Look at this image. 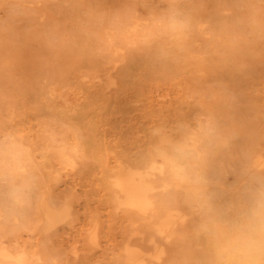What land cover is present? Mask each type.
<instances>
[{"label":"bare ground","instance_id":"obj_1","mask_svg":"<svg viewBox=\"0 0 264 264\" xmlns=\"http://www.w3.org/2000/svg\"><path fill=\"white\" fill-rule=\"evenodd\" d=\"M45 1L0 0L3 18H7L6 25L0 26V36L6 38L0 40V77L13 66L28 64L22 81L32 80L24 86L37 92L39 86L47 85L40 108L59 120L75 111L85 96L79 85L67 84L70 77L60 78L71 70L72 74L79 71V56L96 57L98 52L104 60L91 61L88 73L104 78L92 93V104L93 99L101 101L100 107L111 103L99 96L102 91L117 84L124 88L133 71L149 70L153 59L162 60L165 72L172 65L209 62L208 51H202L204 56L199 51L200 56L192 47L198 42L217 44L205 39L206 32L224 41L222 62L232 61L242 73L247 62L259 64L264 77V0H167L165 12L151 3L146 19L150 13V26L153 23L157 28L148 26L135 34L132 31L140 19L128 8L137 0L126 1L129 4L123 11H118L120 5L113 0H75L73 9L60 3L56 19L70 20L67 29L83 32L81 40L74 42L53 36L50 23L44 22L52 16ZM106 10L110 28L102 30L98 24ZM222 10H233L234 16L225 19ZM20 17L25 20L22 30L14 25ZM207 21L210 25L204 28ZM138 39L144 44L136 60L138 53L129 45ZM3 40L6 44L2 45ZM25 50L30 53L25 55ZM119 50L125 51L120 54ZM117 62L121 65L114 73ZM84 111L77 117L79 127L73 130L72 145L64 140L56 144L55 133L48 124L43 126L40 160L23 137L7 134L0 138V264H66L76 253L75 248L67 255L62 247L54 253L47 248L78 217L76 195L60 194L54 188L60 181L59 169L75 167L80 157L100 161L103 156L96 138L99 119L87 120ZM177 123L175 137L161 126L154 127L153 141L138 156L123 151L112 162L102 160L104 201L127 220L118 264H264V152L251 147L255 139L240 144L242 153L219 152L202 132L181 120ZM79 129H86V134ZM54 160L59 162L58 169ZM98 224L93 216L86 228L84 238L92 247L100 240ZM12 234L36 238L42 249L30 255L22 246L4 245L3 238Z\"/></svg>","mask_w":264,"mask_h":264},{"label":"rangeland","instance_id":"obj_2","mask_svg":"<svg viewBox=\"0 0 264 264\" xmlns=\"http://www.w3.org/2000/svg\"><path fill=\"white\" fill-rule=\"evenodd\" d=\"M74 1H45L50 5L49 12L52 16L50 15L44 22L50 23L55 38L64 37L71 42L81 40L82 31L67 29L72 21L59 22L56 19V5L62 3L69 9H73ZM126 1L130 2V0H113L114 4L120 5L118 11L127 8L129 2L126 3ZM151 3L160 11L167 10V0H145V2L137 0L133 7L128 8L136 12L133 14L140 19V25L136 31H132L133 34L142 33L150 26L151 14L149 13V19L146 17H148ZM262 12L264 13V5ZM221 15L229 20L234 13L233 10H222ZM20 18L21 20L14 24L18 30H22L25 26L21 25L25 20L23 17ZM6 23L7 18H3V8L0 7V26L4 27ZM98 25L102 30L110 28V14L107 10L102 22ZM209 25L210 22L207 21L204 28ZM150 27L157 28V25L154 26L152 23ZM38 29L42 31L43 27L40 26ZM6 31L4 29L3 33ZM28 31L31 33L32 28ZM42 33L48 34L46 29ZM206 33L205 39L217 44L206 46L208 42L204 44L198 42L192 47L197 49V54L200 56H204L203 52L208 51L209 62L198 65L189 63L180 67L172 65L169 71L165 72L162 69V60L153 59L149 70L140 72L134 70L131 81L124 88L117 84L99 94L100 97H108L107 99L111 102L108 105L109 109L100 107L101 101L95 102V99L92 104V93L100 88L104 78H93L88 71L91 69L89 68L91 61L102 57L99 56V52L96 57L90 56L91 60L89 55L79 56L82 66L79 71L72 74L74 70H71L60 80L70 77L71 79H66L67 84L79 85L85 92V96L82 97L75 111L69 112L60 120L48 109L47 111L44 107L40 108L43 96L47 95V85L39 86L37 92L30 86H24L32 80L30 78L26 82L22 81L26 76L25 67L28 64L23 63L20 65L22 68L13 66L11 70L9 69L10 71L2 73L0 77V138L7 134L23 137L34 149L38 160L41 159L42 154L41 148L44 142L42 129L45 124H48L55 133L56 144L64 140L72 145L75 143L73 130L79 127L77 117L81 111L85 110L84 112L88 115L87 120L99 119L96 138L104 149L102 159L98 161L80 157L75 167L59 169L60 181L54 188L60 194L76 195L78 217L64 229L65 233L57 241L49 244L47 248L49 253L61 250L62 247L63 253L67 255V252L75 248L76 253H72L73 255L67 258L66 264H118L119 243L127 220L122 212L118 211L116 214L112 212L104 201L105 196L101 185L104 172L102 160L112 162L113 157L123 151H129L134 156L140 155L153 141L152 131L156 126H161L168 135L175 137L177 121L181 120L190 129L202 132L209 141V145L218 149L219 152L237 150L238 153H242L240 144L246 139H255V146L251 147L255 151L262 149L264 152V77L260 74L261 65L247 62L242 70L245 73L235 70L236 67L232 61L222 62L225 60L224 46L221 45L224 41L212 35L211 32ZM1 38L6 39L0 36V40ZM102 42V40L97 41L94 46ZM1 44L6 43L3 40ZM143 44L144 41L138 39L129 45V49H135L138 53L136 60L139 59ZM211 46L214 47L211 48ZM122 51L125 50H119V53L121 54ZM199 51H203L202 55ZM24 53L28 55L30 51L25 50ZM103 60L104 58L100 61ZM120 65L121 63L117 62L112 72L116 73ZM81 73L86 75L78 77ZM140 79H142L141 84ZM102 109L104 112L101 111ZM79 130L84 132L86 129ZM53 165L54 169L59 168L57 160L53 161ZM93 216L99 221L98 239L100 240L93 246L94 249H90L92 246L88 245L84 237ZM3 241L4 245L11 248L24 247L30 255L42 249L36 238L25 234L21 236L12 234L4 237ZM85 256H88V259Z\"/></svg>","mask_w":264,"mask_h":264}]
</instances>
